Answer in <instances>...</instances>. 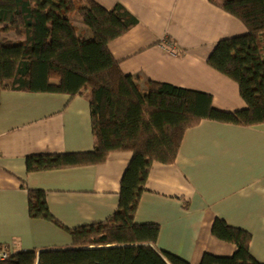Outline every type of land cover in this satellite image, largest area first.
Segmentation results:
<instances>
[{
    "label": "crops",
    "instance_id": "crops-1",
    "mask_svg": "<svg viewBox=\"0 0 264 264\" xmlns=\"http://www.w3.org/2000/svg\"><path fill=\"white\" fill-rule=\"evenodd\" d=\"M94 1L107 10L120 4L138 19L109 48L142 92L150 82L167 83L212 95L221 111L246 108L238 85L207 63L219 41L248 33L238 18L210 0ZM73 22L91 36L81 20ZM90 102V89L77 96L0 93V246L10 254L72 246L69 232L30 218L29 189L44 191L51 214L68 229L103 222L118 208L131 152L112 153L99 165L27 171L28 157L94 149ZM216 220L249 232L250 254L264 264V124L203 120L185 132L174 164L152 166L135 221L159 225V253L190 264L206 254L233 256L236 246L212 234Z\"/></svg>",
    "mask_w": 264,
    "mask_h": 264
},
{
    "label": "trees",
    "instance_id": "trees-1",
    "mask_svg": "<svg viewBox=\"0 0 264 264\" xmlns=\"http://www.w3.org/2000/svg\"><path fill=\"white\" fill-rule=\"evenodd\" d=\"M210 1L248 30L219 41L207 61L238 85L246 104L241 111H221L212 95L167 83L150 82L142 92L109 48L139 24L120 4L107 10L94 0H0V35L18 38L0 40V93L77 96L91 90L94 149L28 157L27 171L99 165L115 152L133 154L121 180L119 206L103 222L68 229L51 214L44 191L29 189L30 218L66 230L72 246L10 254L0 264H190L155 249L159 225L135 221L153 164H174L185 132L203 120L243 127L264 124V0ZM74 18L90 30L89 38L79 34ZM212 234L234 244L236 251L231 257L206 254L201 264H260L250 254L249 232L216 220Z\"/></svg>",
    "mask_w": 264,
    "mask_h": 264
},
{
    "label": "built area",
    "instance_id": "built-area-1",
    "mask_svg": "<svg viewBox=\"0 0 264 264\" xmlns=\"http://www.w3.org/2000/svg\"><path fill=\"white\" fill-rule=\"evenodd\" d=\"M10 257V253L3 247L0 246V262L7 261Z\"/></svg>",
    "mask_w": 264,
    "mask_h": 264
}]
</instances>
